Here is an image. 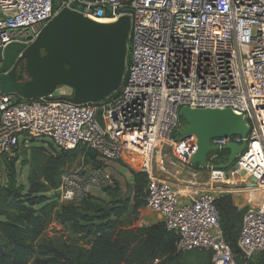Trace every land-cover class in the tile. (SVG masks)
Masks as SVG:
<instances>
[{
  "label": "built area",
  "instance_id": "2783aa9c",
  "mask_svg": "<svg viewBox=\"0 0 264 264\" xmlns=\"http://www.w3.org/2000/svg\"><path fill=\"white\" fill-rule=\"evenodd\" d=\"M74 5L98 23L130 17L121 91L81 105L54 94L14 104L13 96L3 95L0 155L49 139L60 150L79 149L83 162L87 150L102 162L123 161L145 174L143 208L176 237V250L209 251L214 264H239L225 242L215 202L240 191L245 212L237 248L246 262L264 254V0H0V49L22 34L31 33L27 43L32 42L57 12ZM182 107L229 108L243 114L250 128L246 138L211 140L219 152L231 143L246 148L236 171L207 169L206 187L183 183L187 201L160 176L164 148L176 163L192 167L195 138L174 139ZM219 152L209 155L210 166L217 165ZM111 184L104 169L90 164L66 169L56 191L59 204L77 205Z\"/></svg>",
  "mask_w": 264,
  "mask_h": 264
},
{
  "label": "trees",
  "instance_id": "16d2710c",
  "mask_svg": "<svg viewBox=\"0 0 264 264\" xmlns=\"http://www.w3.org/2000/svg\"><path fill=\"white\" fill-rule=\"evenodd\" d=\"M48 145L23 148L29 150L22 160L16 156L10 162L0 161V264H214L209 251L178 252L176 237L161 222L143 228L124 222L130 207L134 212L144 207L145 174L130 171L131 197H118L109 208L91 195L77 205L59 204L56 191L61 176L82 152ZM83 153L85 164L104 169L94 151ZM218 155L217 165L227 160L228 152L222 150ZM118 191L116 181L102 189L106 195ZM215 206L236 261L264 264V254L246 262L237 248L244 208L238 209L230 194L219 196ZM54 222L76 238H45Z\"/></svg>",
  "mask_w": 264,
  "mask_h": 264
},
{
  "label": "water",
  "instance_id": "95a60500",
  "mask_svg": "<svg viewBox=\"0 0 264 264\" xmlns=\"http://www.w3.org/2000/svg\"><path fill=\"white\" fill-rule=\"evenodd\" d=\"M80 11L75 5L73 10L63 9L42 27L32 42L27 43L32 39L31 33L22 34L16 36V42L0 49V99L11 95L16 104L21 99L48 98L57 89L68 88L71 95L58 99L79 105L97 104L120 90L126 73L130 17L98 23ZM179 116L182 126L175 141L191 136L196 140L191 166L236 171V160L244 152L245 143L226 145L222 149L228 152L224 164L210 166L208 157L219 152L211 146V140L247 137L250 128L243 114L229 108L182 107ZM96 119L102 124L101 111ZM250 181L254 183L253 179ZM132 192V187L128 188L127 198Z\"/></svg>",
  "mask_w": 264,
  "mask_h": 264
},
{
  "label": "rangeland",
  "instance_id": "374dc122",
  "mask_svg": "<svg viewBox=\"0 0 264 264\" xmlns=\"http://www.w3.org/2000/svg\"><path fill=\"white\" fill-rule=\"evenodd\" d=\"M69 96L71 95V90L68 88H59L54 92V96ZM20 101H23L21 99ZM53 145L51 140L49 139H34L32 141H29L26 145H23L25 148H31V147H38V146H44L49 147V145ZM29 149H23V147L18 148L17 152H12L9 155H0V161L2 163L4 162H10L14 159V157L18 156L20 160L26 157L27 152ZM167 151L166 148L163 149V152ZM168 153V152H167ZM1 163V164H2ZM84 163L83 160L79 157L77 158L73 164L69 168H76L80 164ZM104 164V170L106 174L109 176L110 180L116 181L119 185V191L117 193H111L110 195H106L102 192V189L99 190H93L91 195L95 198H99L102 201V204L105 208H109V203L116 199V198H122L128 188L131 187V182L129 181L130 178V170L128 167L124 164L123 161H112V162H103ZM19 164L16 166L18 167ZM26 171V169H25ZM233 196H235L236 199H241L243 194L234 192ZM244 198V197H243ZM240 203H243V200L240 201ZM126 223H132L134 228H143L147 227L149 225L155 224L158 222V219L155 214L145 210L144 208H140L138 211L134 212L133 208H129V211L126 215V217L123 219ZM45 238H76L69 230L66 228H63L62 226L56 224L55 222L50 224L49 227L46 229L44 233ZM82 243V242H81Z\"/></svg>",
  "mask_w": 264,
  "mask_h": 264
},
{
  "label": "crops",
  "instance_id": "0c3cea01",
  "mask_svg": "<svg viewBox=\"0 0 264 264\" xmlns=\"http://www.w3.org/2000/svg\"><path fill=\"white\" fill-rule=\"evenodd\" d=\"M164 152H165L164 158L166 161L165 162L166 166H165L164 173H161L160 176L165 181L172 184L175 187V189L179 191L181 196H183L184 192H185V190L183 189V183H185V182L193 181V183H196L197 188L206 187V185L209 182L208 181L209 170H202L201 168L196 169L194 167L190 168V167L181 166L180 164H178L174 161V159L172 158V156H171L170 152H168V150L164 151ZM226 161L223 163H226ZM129 180H130V178H129ZM237 193H241V192L237 191ZM233 194L234 193H232L230 195L232 197L234 205L238 209H243L244 208L243 196H242L243 203H240V201H242V200L236 199L235 196H233ZM182 200L187 201L185 195L182 197ZM158 222H160L159 219H158ZM260 258H261L260 255L255 257L256 260H259Z\"/></svg>",
  "mask_w": 264,
  "mask_h": 264
}]
</instances>
